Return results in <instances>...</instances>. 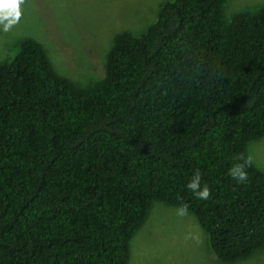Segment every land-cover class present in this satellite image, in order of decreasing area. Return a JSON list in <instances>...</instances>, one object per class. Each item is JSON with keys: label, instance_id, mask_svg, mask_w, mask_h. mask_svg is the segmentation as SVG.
Listing matches in <instances>:
<instances>
[{"label": "trees", "instance_id": "trees-1", "mask_svg": "<svg viewBox=\"0 0 264 264\" xmlns=\"http://www.w3.org/2000/svg\"><path fill=\"white\" fill-rule=\"evenodd\" d=\"M225 2L163 3L84 84L32 37L0 60V264H128L156 200L187 205L221 261L264 248V172L228 175L264 137V4Z\"/></svg>", "mask_w": 264, "mask_h": 264}, {"label": "rangeland", "instance_id": "rangeland-1", "mask_svg": "<svg viewBox=\"0 0 264 264\" xmlns=\"http://www.w3.org/2000/svg\"><path fill=\"white\" fill-rule=\"evenodd\" d=\"M169 0H24L19 21L7 31L0 24V60L8 61L23 37L43 44L59 74L80 84L103 76L105 55L120 32L140 35ZM264 0H226V19L237 12L256 11ZM264 172V137L252 141L247 156ZM176 207L153 201L146 219L129 244L128 264H264V248L231 262L211 251L207 234L192 213L177 215Z\"/></svg>", "mask_w": 264, "mask_h": 264}, {"label": "clouds", "instance_id": "clouds-1", "mask_svg": "<svg viewBox=\"0 0 264 264\" xmlns=\"http://www.w3.org/2000/svg\"><path fill=\"white\" fill-rule=\"evenodd\" d=\"M23 2L24 0H15V3L10 2V0H0V24L4 26L5 31L19 21L21 16L19 5ZM235 159L240 162L233 164L228 170V175L238 183L246 182L248 179L246 169L252 166L253 157L251 155L245 157L243 154H240L235 157ZM201 176L202 174L200 171L195 170L193 177L186 184V187L192 191L197 198L207 200L211 196V190L206 184L201 187ZM176 212L179 216L187 215V205L182 204L176 209Z\"/></svg>", "mask_w": 264, "mask_h": 264}, {"label": "snow or ice", "instance_id": "snow-or-ice-1", "mask_svg": "<svg viewBox=\"0 0 264 264\" xmlns=\"http://www.w3.org/2000/svg\"><path fill=\"white\" fill-rule=\"evenodd\" d=\"M10 2L15 3V0H10Z\"/></svg>", "mask_w": 264, "mask_h": 264}]
</instances>
